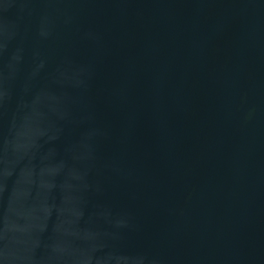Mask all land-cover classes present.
<instances>
[{"label": "water", "instance_id": "1", "mask_svg": "<svg viewBox=\"0 0 264 264\" xmlns=\"http://www.w3.org/2000/svg\"><path fill=\"white\" fill-rule=\"evenodd\" d=\"M0 264H264V0H0Z\"/></svg>", "mask_w": 264, "mask_h": 264}]
</instances>
